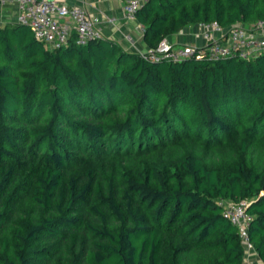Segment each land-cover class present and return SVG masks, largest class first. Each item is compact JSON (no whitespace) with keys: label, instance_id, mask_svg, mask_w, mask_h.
Masks as SVG:
<instances>
[{"label":"trees","instance_id":"trees-1","mask_svg":"<svg viewBox=\"0 0 264 264\" xmlns=\"http://www.w3.org/2000/svg\"><path fill=\"white\" fill-rule=\"evenodd\" d=\"M135 18L156 49L264 21V0H145ZM244 200L264 262V54L153 61L0 26V264H248L224 215Z\"/></svg>","mask_w":264,"mask_h":264},{"label":"built area","instance_id":"built-area-1","mask_svg":"<svg viewBox=\"0 0 264 264\" xmlns=\"http://www.w3.org/2000/svg\"><path fill=\"white\" fill-rule=\"evenodd\" d=\"M145 0H130L124 6L126 15L135 18V12ZM0 0V4H4ZM19 7L18 23L28 25L35 36L50 48L65 46L70 37L76 34V42L85 44L91 39L103 37L95 19L84 7L70 6L56 0H17ZM69 19L70 21H67ZM202 45H174L163 40L156 49H150L149 57L153 61H180L191 56L201 57L207 54L218 60L227 56L249 59L264 54V21L257 23H239L222 27L218 22L200 23ZM144 52V53H147ZM248 202L227 201L224 203V215L236 225L246 249L248 264H255L258 256L249 236V227L253 220L247 211Z\"/></svg>","mask_w":264,"mask_h":264},{"label":"crops","instance_id":"crops-1","mask_svg":"<svg viewBox=\"0 0 264 264\" xmlns=\"http://www.w3.org/2000/svg\"><path fill=\"white\" fill-rule=\"evenodd\" d=\"M0 4V26L17 23L19 7L17 0H4ZM70 6L84 7L95 19L103 37L118 41L129 51L147 52L151 48L144 40L143 26L136 18H129L122 0H56ZM67 21H70L67 19ZM201 29L198 25L188 26L180 33L170 35L166 40L174 45H202ZM255 264H264L254 257Z\"/></svg>","mask_w":264,"mask_h":264}]
</instances>
